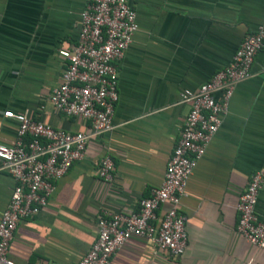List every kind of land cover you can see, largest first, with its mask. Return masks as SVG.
<instances>
[{
    "label": "crops",
    "instance_id": "0c3cea01",
    "mask_svg": "<svg viewBox=\"0 0 264 264\" xmlns=\"http://www.w3.org/2000/svg\"><path fill=\"white\" fill-rule=\"evenodd\" d=\"M139 28L118 68L113 129L91 139L83 159L56 182L46 206L21 219L8 255L21 264H72L97 237L103 211H136L161 184L189 104L225 68L264 18V0H129ZM85 0H0V142L11 144L27 113L54 128L86 131L49 101L77 43ZM253 75L238 83L227 113L187 182L181 211L188 245L172 256L153 241L131 237L110 264H264V248L236 229L237 202L252 173L264 169V46ZM220 95V94H218ZM114 162L113 180L98 177L101 156ZM16 182L0 169V217ZM168 207L158 212L160 219ZM256 213L264 220V184Z\"/></svg>",
    "mask_w": 264,
    "mask_h": 264
},
{
    "label": "built area",
    "instance_id": "2783aa9c",
    "mask_svg": "<svg viewBox=\"0 0 264 264\" xmlns=\"http://www.w3.org/2000/svg\"><path fill=\"white\" fill-rule=\"evenodd\" d=\"M138 28L137 14L129 0H85L77 43L68 55L60 83L48 98L65 115L86 123V131H65L27 113L4 112L17 121L18 127L11 144L0 142V169L16 182L0 217V264H21L8 255L19 221L47 205L57 180L84 158L91 139L113 129L118 100L116 62L124 56ZM263 46L264 18L255 31L244 36L225 68L197 90L181 92L180 102L188 103L189 110L161 184L139 200L136 211H103L97 218L95 241L72 264H110L111 257L131 237L151 240L172 256L184 253L188 245L187 216L181 205L187 196L188 179L217 133L235 86L252 77L253 62ZM113 171L112 157L101 156L98 177L110 182ZM263 184L264 169L254 171L237 202L236 229L260 248H264V220L257 215L256 204ZM165 204L168 207L159 219L158 212Z\"/></svg>",
    "mask_w": 264,
    "mask_h": 264
}]
</instances>
